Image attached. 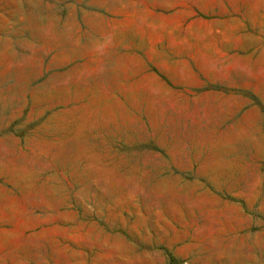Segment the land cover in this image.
Masks as SVG:
<instances>
[{
  "label": "rangeland",
  "instance_id": "374dc122",
  "mask_svg": "<svg viewBox=\"0 0 264 264\" xmlns=\"http://www.w3.org/2000/svg\"><path fill=\"white\" fill-rule=\"evenodd\" d=\"M123 1L0 0V264H264V0L251 88L215 54L186 91L117 47Z\"/></svg>",
  "mask_w": 264,
  "mask_h": 264
},
{
  "label": "crops",
  "instance_id": "0c3cea01",
  "mask_svg": "<svg viewBox=\"0 0 264 264\" xmlns=\"http://www.w3.org/2000/svg\"><path fill=\"white\" fill-rule=\"evenodd\" d=\"M237 2L243 9L241 17L208 20L207 16H231L230 8L236 5L235 0L123 1L125 6L116 45L122 46L125 49L123 55L129 58L139 56L142 51L149 64L184 91L204 84L203 75L197 73V62L201 55L215 54L219 56L210 59L222 64L213 74L204 73L206 77L217 78L213 83L251 88L253 81L247 76L248 72L224 66L226 62L234 61L229 47L238 41L250 43L254 37L253 28L260 25L252 23V0ZM259 4L264 9V2L259 1ZM244 59L248 58L241 60ZM148 69L152 68L148 66ZM250 103L245 95H239L233 108L243 109Z\"/></svg>",
  "mask_w": 264,
  "mask_h": 264
}]
</instances>
